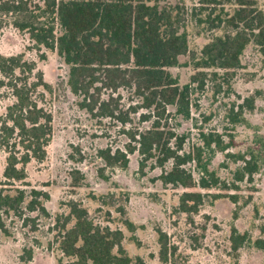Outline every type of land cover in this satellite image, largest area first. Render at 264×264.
Segmentation results:
<instances>
[{
  "label": "trees",
  "instance_id": "trees-1",
  "mask_svg": "<svg viewBox=\"0 0 264 264\" xmlns=\"http://www.w3.org/2000/svg\"><path fill=\"white\" fill-rule=\"evenodd\" d=\"M163 1L0 0V29L8 19L15 29L29 34L38 48L57 51L69 66L68 85L79 98L78 106L98 122L117 121L130 140L125 151H99L106 166L126 169L128 154L137 151L142 157L141 170L154 161L162 168L159 179L165 186L185 190L176 210L193 222L209 198H227L239 208L252 203V195H242L243 184L253 183L254 176L264 172V134L244 117V109L256 108V96H250L239 105V111L231 109L233 126L227 133L203 129L199 134L202 143L185 151L188 137L170 127L171 108L177 116L190 120L194 96L204 92L209 82L217 94L231 91L243 68L242 56L251 44L259 48L264 65V11L258 0H199L189 14L185 7L163 6ZM188 16L197 25L223 34L214 36L193 56L196 72L188 84L181 85L169 69L179 66L180 57L189 52ZM0 74V89L15 100L0 116V148L7 153L0 176L1 236L10 235L6 218L11 215L21 219L23 226L30 225L33 232L38 231V218H50L45 205L50 195L37 189L28 192L22 186H31L27 166L47 158L54 117L46 107V95L53 87L35 62L23 55L0 53ZM121 91L131 95L132 103H123ZM136 115L150 125L133 126ZM240 125L253 129L254 139L244 152L233 153L230 150L237 145L234 132ZM217 153L237 165L227 179L210 168ZM192 164L198 179L187 168ZM79 175V171L73 172L76 182L84 179ZM214 189L219 193H207ZM67 207L70 213L58 215L55 222L59 249L71 259L66 264H145L125 251L121 229L96 222L81 202L71 200ZM120 212L126 215L124 208ZM33 213L38 215L31 217ZM234 217L238 218V210ZM123 223L131 231L135 229L128 219ZM261 232L264 234V227ZM158 234L160 258L167 263L176 248L169 245L167 233L158 230ZM230 240L236 254L248 246L264 255L263 236L254 240L251 233H242L234 225ZM32 259L33 249H24L21 261Z\"/></svg>",
  "mask_w": 264,
  "mask_h": 264
},
{
  "label": "rangeland",
  "instance_id": "rangeland-1",
  "mask_svg": "<svg viewBox=\"0 0 264 264\" xmlns=\"http://www.w3.org/2000/svg\"><path fill=\"white\" fill-rule=\"evenodd\" d=\"M198 2L164 0L162 5H180L191 14ZM258 5L264 11V0H258ZM177 12L176 9L174 13ZM188 17L185 30L189 38V52L180 57L179 66L169 69L181 85L188 84L196 72L193 56L199 55L214 36L223 34L221 30L210 31L206 26L197 25ZM0 53L5 56L23 55L25 60L37 64L45 81L53 87V92L46 95V107L54 117V135L47 148V158L43 162L33 160L27 166V181L31 186H22L28 192L37 189L50 195L45 202L50 218H38V231L33 232L30 225L23 226L21 219L13 215L7 217L10 235L0 236V264L70 262L71 259L59 249L55 222L58 215L70 213L67 204L71 200L81 202L96 222L113 230L121 229L125 251L134 260L141 258L145 264H264L262 252L245 246L236 254L230 240L234 225L242 233H251L254 240L264 237L261 232L264 227V172L256 174L253 183L243 184L242 195L253 196L252 203L247 207L239 208L227 198H209L191 222L187 214L176 210L185 190L165 186L159 179L162 168L157 167L154 161L148 162L141 170L142 157L137 151L128 154L126 169L106 166L99 151L106 148L125 151L130 140L117 121L98 122L78 106L79 98L68 85L69 66L57 51L38 48L29 34L15 29L7 19L0 29ZM242 63L243 68L238 70L231 91L217 94L209 82L204 92L195 94L190 120L177 116L175 109L171 108L174 116L169 122L170 127L177 134L188 137L185 151L202 143L199 134L203 129L227 133L233 126L229 118L231 109L239 111V105L250 96H256V108L254 111L244 109V117L264 134V65L259 48L254 44L248 46ZM120 93L125 105L134 100L127 91ZM14 101L7 90L0 89V116ZM149 125L142 122L140 115L134 116L133 126L144 128ZM234 134L237 145L230 152L239 153L252 143L255 132L240 125ZM6 158L7 153L0 148V176L5 170ZM227 164H230L229 168L225 167ZM236 167L235 163L227 162L223 153H217L210 166L224 179L229 178L230 171ZM187 168L199 178L193 164ZM74 171H79L84 179L76 182ZM207 193L217 194L219 191L214 189ZM120 208L126 210V215L120 212ZM236 210L237 219L234 217ZM37 215L30 214L31 217ZM124 219L135 225L133 231L123 223ZM73 225L74 222L69 227ZM158 230L167 233L169 245L172 249L176 248L167 263L160 258ZM24 249H33V259L28 263L21 261Z\"/></svg>",
  "mask_w": 264,
  "mask_h": 264
}]
</instances>
